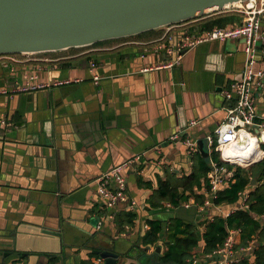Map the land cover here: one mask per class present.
I'll list each match as a JSON object with an SVG mask.
<instances>
[{
	"label": "crops",
	"instance_id": "crops-1",
	"mask_svg": "<svg viewBox=\"0 0 264 264\" xmlns=\"http://www.w3.org/2000/svg\"><path fill=\"white\" fill-rule=\"evenodd\" d=\"M223 17L222 26L243 21L237 11ZM169 27L154 29L157 37L110 39L54 55H0V88L8 90L0 95V118L13 123L0 125V264H94L96 252L105 248L120 255L118 264H135L142 248H148L142 254L150 258L158 247L159 253L166 250L170 218L177 213L155 212L150 196L159 179L192 172L186 137L196 139L197 152L210 160L206 136L226 118L229 105L221 91L241 78L246 59L244 39L213 40L188 49L178 64L166 67L176 58L165 49ZM57 80L71 82L16 91L28 82ZM256 97L264 116V85ZM192 120L198 123L189 127ZM175 134L180 136L174 140ZM127 160L126 192L135 208L123 201L111 209L96 180ZM200 191L202 202L186 192L190 198L180 204L196 206L191 222L218 212L206 205L205 183ZM122 208L137 212L138 219L115 234L117 211L113 220L109 214ZM153 217L167 222V232L145 247L142 238ZM241 242L242 234L237 245ZM258 245L255 238L248 256ZM150 258L143 256L141 263L156 264ZM196 258L200 262L203 256Z\"/></svg>",
	"mask_w": 264,
	"mask_h": 264
},
{
	"label": "built area",
	"instance_id": "built-area-1",
	"mask_svg": "<svg viewBox=\"0 0 264 264\" xmlns=\"http://www.w3.org/2000/svg\"><path fill=\"white\" fill-rule=\"evenodd\" d=\"M224 10L240 12L243 15L242 23L215 26L212 29L201 30L187 24L193 22L195 20L193 19L171 25V27L183 26V29L179 31V34H176L172 31L170 33L171 27H169L164 39L168 40L170 44L165 47L166 52L176 53L175 61L168 63V65H165L166 67L178 64L185 51L201 42L213 40L224 42L228 39H244L245 41L244 52L246 59L242 78L233 81L221 91L222 96L229 104L226 118L217 126L213 134L206 136L210 152L213 149L218 151L220 159L224 163L234 166V168L229 169L226 165H221L211 159V170L208 173L210 198L207 200L206 205L215 208L218 213L223 214L222 216L226 218L237 209H247L249 207L247 203L248 192L246 191L242 194L239 206L230 209L222 208L220 204L215 203L218 193L233 181L236 167L250 168L264 158V116L258 111L256 97L264 85V32L262 31L264 0H246L229 6ZM92 67H95L94 64H92ZM94 79L95 81L99 80L97 76ZM70 82V80H57L52 83L37 84L28 82L26 85L18 86L16 91L43 89ZM5 93H8V90L0 88V95ZM197 123L198 120H192L189 127H193ZM12 124L7 118H0V125L9 126ZM179 136V134H175L172 139H178ZM183 142L187 146L190 155L197 152L198 144L196 139L186 137ZM130 164L131 160H127L116 165L96 180L100 196L106 200L111 209L115 208L118 202L123 201L128 202V208H135L134 202L129 204L126 192L127 180L125 172ZM113 184L114 187L112 186ZM192 206L193 202H188L179 207L188 209ZM114 214L115 212L110 215L111 220H113ZM261 218H264V215ZM241 234L240 228L229 229L223 246L210 257L216 258L218 264H233L239 257V250L236 246L238 236ZM250 249L251 247H247L242 249L241 252H247ZM101 261V259H97L94 264H100Z\"/></svg>",
	"mask_w": 264,
	"mask_h": 264
},
{
	"label": "water",
	"instance_id": "water-1",
	"mask_svg": "<svg viewBox=\"0 0 264 264\" xmlns=\"http://www.w3.org/2000/svg\"><path fill=\"white\" fill-rule=\"evenodd\" d=\"M243 1L246 0H0V55L57 52L130 37L197 19ZM221 98L225 99L222 94ZM200 144L204 147L205 142ZM160 211H176L177 217L194 221L196 206L155 209ZM167 225L164 222L162 235ZM147 249L142 248L140 259L133 263L142 264L143 256L149 259L150 255L142 254ZM96 253L103 264H118L120 255L112 248ZM150 260L159 264L157 254Z\"/></svg>",
	"mask_w": 264,
	"mask_h": 264
},
{
	"label": "trees",
	"instance_id": "trees-1",
	"mask_svg": "<svg viewBox=\"0 0 264 264\" xmlns=\"http://www.w3.org/2000/svg\"><path fill=\"white\" fill-rule=\"evenodd\" d=\"M228 12L230 11L204 15L195 19L192 26L201 30L222 26L225 19L223 16L228 15ZM158 35H160L159 32L150 30L134 37L149 38ZM75 49L78 48L69 50ZM47 54L54 55L55 52ZM14 55L21 56L22 54ZM211 159L221 165H226L229 169L234 168L233 165L224 163L220 159L218 151L214 149L210 160L200 152H195L193 154L194 167L190 174L180 178L169 174L165 179L158 180V187L153 190L150 196V207L161 208L163 202H169L178 207L182 200L190 198L188 195H194L197 201L202 202L203 196L200 189L203 183L208 186L210 191L208 173L211 170ZM253 179L256 180L254 185L252 184ZM180 188H182L181 191ZM246 191L248 192L249 207L237 209L226 218L218 212L212 213L213 217L210 216L211 218H204L203 216L206 215L204 213L202 218L199 217L198 222H191L177 216L170 218L171 232L164 243L167 248L162 253H156L159 264H218L216 258L210 256L223 246L229 229L232 228H240L242 231V242L236 246L239 250V257L233 264H264V219L257 220L264 215V158L250 168L236 167L233 181L218 193L215 203L220 204L222 208L230 209L241 202V196ZM186 192H189L188 195ZM119 210H117L115 218L117 227L115 234L124 232L126 226L135 225L138 219L137 212L126 211L124 208ZM148 224L149 227L142 238V244L145 247L159 242L164 231V220L160 217L150 218ZM199 227H203L202 234L199 232ZM255 238L259 245L254 249V256L250 257L246 252H241L242 249L249 247ZM201 241L203 242L202 246H200ZM199 247H201L200 250H198ZM198 255L204 258L200 262L196 258ZM96 257L99 258L98 255ZM50 264H58V261H51Z\"/></svg>",
	"mask_w": 264,
	"mask_h": 264
},
{
	"label": "rangeland",
	"instance_id": "rangeland-1",
	"mask_svg": "<svg viewBox=\"0 0 264 264\" xmlns=\"http://www.w3.org/2000/svg\"><path fill=\"white\" fill-rule=\"evenodd\" d=\"M222 12H224V11H230V10H221Z\"/></svg>",
	"mask_w": 264,
	"mask_h": 264
}]
</instances>
